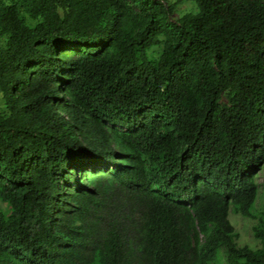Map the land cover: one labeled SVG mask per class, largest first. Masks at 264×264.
Returning <instances> with one entry per match:
<instances>
[{"label":"trees","instance_id":"16d2710c","mask_svg":"<svg viewBox=\"0 0 264 264\" xmlns=\"http://www.w3.org/2000/svg\"><path fill=\"white\" fill-rule=\"evenodd\" d=\"M185 1L0 0V264H264V0Z\"/></svg>","mask_w":264,"mask_h":264},{"label":"rangeland","instance_id":"374dc122","mask_svg":"<svg viewBox=\"0 0 264 264\" xmlns=\"http://www.w3.org/2000/svg\"><path fill=\"white\" fill-rule=\"evenodd\" d=\"M167 2L169 4H173L176 2V0H167ZM197 10L198 7L194 2L190 0H186L185 2H182L176 6L174 13L171 16V19L175 21L185 14L196 13ZM160 52H161V47H153L149 50V54L152 57H158ZM256 178L259 189H258V196L254 205V213L256 215H260L262 212H264V166L258 172ZM0 208L4 212L6 213L8 212L7 205L2 203L1 201H0ZM228 218L230 223L236 230V233L238 235L237 243L240 246H248L251 249H256L259 247L258 240L255 239L251 233V228L255 223L254 221H250L248 218H245L240 214L234 213L233 211L229 214ZM222 257L223 258L225 257L224 251L219 250L218 259ZM220 264H225L223 259H221Z\"/></svg>","mask_w":264,"mask_h":264}]
</instances>
